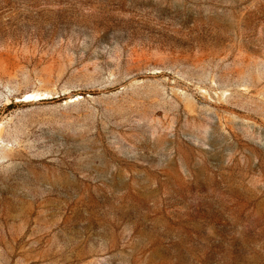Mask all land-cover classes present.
Segmentation results:
<instances>
[{"label": "rangeland", "instance_id": "rangeland-1", "mask_svg": "<svg viewBox=\"0 0 264 264\" xmlns=\"http://www.w3.org/2000/svg\"><path fill=\"white\" fill-rule=\"evenodd\" d=\"M0 123V264H264V0H0Z\"/></svg>", "mask_w": 264, "mask_h": 264}, {"label": "bare ground", "instance_id": "bare-ground-1", "mask_svg": "<svg viewBox=\"0 0 264 264\" xmlns=\"http://www.w3.org/2000/svg\"><path fill=\"white\" fill-rule=\"evenodd\" d=\"M51 94L49 92H41L39 90H33L31 92H27L25 95H24V101H31V100H35V99H44L45 97H48L50 96ZM1 129H2V124L0 123V133H1ZM2 138L0 136V143H2Z\"/></svg>", "mask_w": 264, "mask_h": 264}]
</instances>
